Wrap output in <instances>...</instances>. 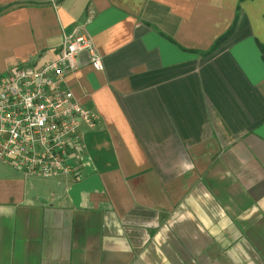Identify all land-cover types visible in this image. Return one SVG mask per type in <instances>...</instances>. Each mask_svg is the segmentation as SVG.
Returning <instances> with one entry per match:
<instances>
[{"label":"crops","instance_id":"obj_1","mask_svg":"<svg viewBox=\"0 0 264 264\" xmlns=\"http://www.w3.org/2000/svg\"><path fill=\"white\" fill-rule=\"evenodd\" d=\"M74 30L99 123L77 177L0 162V264H264V0H0V77Z\"/></svg>","mask_w":264,"mask_h":264},{"label":"built area","instance_id":"obj_2","mask_svg":"<svg viewBox=\"0 0 264 264\" xmlns=\"http://www.w3.org/2000/svg\"><path fill=\"white\" fill-rule=\"evenodd\" d=\"M83 50L91 66L103 70L88 34L74 30L41 65L21 63L0 77V162L27 176H79L83 126L93 130L99 123L98 114L80 105L65 84Z\"/></svg>","mask_w":264,"mask_h":264},{"label":"trees","instance_id":"obj_3","mask_svg":"<svg viewBox=\"0 0 264 264\" xmlns=\"http://www.w3.org/2000/svg\"><path fill=\"white\" fill-rule=\"evenodd\" d=\"M228 32H226L225 34H223L221 37H219L217 39V41L215 42V44L212 46V48L210 49V51H212L215 47H217V45L221 42V40H223L226 36H227ZM262 52H264V45L261 46Z\"/></svg>","mask_w":264,"mask_h":264},{"label":"clouds","instance_id":"obj_4","mask_svg":"<svg viewBox=\"0 0 264 264\" xmlns=\"http://www.w3.org/2000/svg\"><path fill=\"white\" fill-rule=\"evenodd\" d=\"M194 165H186L187 168H191L193 167Z\"/></svg>","mask_w":264,"mask_h":264}]
</instances>
